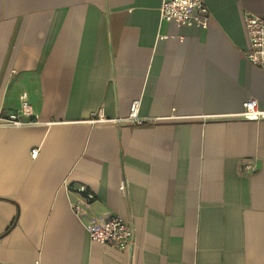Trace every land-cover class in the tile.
<instances>
[{"label":"crops","instance_id":"obj_1","mask_svg":"<svg viewBox=\"0 0 264 264\" xmlns=\"http://www.w3.org/2000/svg\"><path fill=\"white\" fill-rule=\"evenodd\" d=\"M165 1L0 0V114L26 94L39 121L0 127V264H264V119L235 118L264 111L244 58L264 0H202L206 30L162 22ZM104 216L128 254L90 241Z\"/></svg>","mask_w":264,"mask_h":264},{"label":"built area","instance_id":"obj_2","mask_svg":"<svg viewBox=\"0 0 264 264\" xmlns=\"http://www.w3.org/2000/svg\"><path fill=\"white\" fill-rule=\"evenodd\" d=\"M162 22L171 23L176 28H197L206 30L208 26L209 14L202 0H169L162 3L160 10ZM244 26L249 41V48L244 53L245 60L254 68L264 70V20L260 17L246 13L244 15ZM236 119L247 121H259L264 119V111L258 108L256 100H248L243 106V110ZM169 119V118H165ZM103 114L98 112L93 116L92 122H106ZM139 116V102H133L129 109L128 117L122 120L123 123H130L142 126L145 122ZM159 121V120H154ZM119 123V121H116ZM121 122V121H120ZM39 125L38 117L33 114L26 94L19 97V109L7 117L0 114V127L21 128L26 126ZM38 150L30 152V157L34 159ZM245 170L254 171L255 167L247 163ZM68 193L72 191L67 188ZM75 193L77 199L71 202L70 206L75 218H80L83 208H88L94 201V195L84 186H78ZM84 229L91 242L118 254H128L133 247V229L130 224L119 217L104 216L91 218Z\"/></svg>","mask_w":264,"mask_h":264}]
</instances>
